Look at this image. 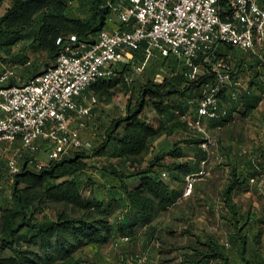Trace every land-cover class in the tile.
<instances>
[{
	"label": "trees",
	"instance_id": "trees-1",
	"mask_svg": "<svg viewBox=\"0 0 264 264\" xmlns=\"http://www.w3.org/2000/svg\"><path fill=\"white\" fill-rule=\"evenodd\" d=\"M106 1L9 0L10 4L0 16V48L7 50L25 38H31L35 49L48 51L51 62L47 67L57 59L71 35L93 42L99 32L107 28L112 10L106 5ZM144 47L145 44L134 51L135 63L145 61ZM7 52L10 53L9 50ZM221 54L225 57L230 55L235 62L236 74L248 76L249 81L238 101H232L228 93L223 94L222 100L227 113L220 118H208L207 129L231 123L236 113L251 114L264 99V71L259 61L232 45L224 46ZM26 58L24 53L14 56L11 64L25 67L18 68L20 79L12 78L9 84L26 81L44 70ZM157 59L162 62V72L169 65L174 71L176 66L179 69L174 57ZM115 70L116 76L90 85L84 93L99 96L104 89L117 85L120 81L131 84L134 80L127 79L133 74L132 61H120ZM175 72L170 76L164 75L163 81L148 78L142 82L135 106L131 108L129 105L127 116L116 119L108 130L104 143L92 149L95 154L105 155L110 147L114 156L125 161L141 156L151 140L164 133L171 134L175 128H167L169 123H174L177 128L183 125L195 131L175 141L167 152L155 155L146 168L126 172L111 166L110 173L120 181L123 192L121 202L131 209L129 214L132 215L127 214V222H121L119 216L116 219L118 228L113 227L109 216L113 198L91 200L84 194L85 186L91 184L86 177L89 165L85 161L89 150L75 151L61 160H51L39 171L37 159L26 152L21 171L12 176V187L0 202V264L28 261L31 253L35 252L39 264H82L81 257L74 255L85 246L106 243L120 232L122 236L129 238L132 234L129 228L134 224L131 216H136V220H141L148 226L150 239L157 235L158 229L153 224L154 221L162 211L172 207L182 194L176 187V182L187 174L199 172L203 161L209 157V150L203 146L206 142L203 132L188 123V118L197 117L196 105L202 95L201 85L209 75L188 83L179 70ZM147 102L160 115L157 126L150 122L145 113ZM168 156L171 160L167 159ZM260 158L261 160L251 153L235 156L230 163L231 180L222 191V208L226 209V213L221 216L233 226L229 240L236 248L242 264H264L263 253L258 245L262 229L252 233L253 226H248L249 214L241 212L235 198L238 186L249 185L252 179H259L264 172V150ZM164 171L168 172L169 180L161 176ZM127 178L139 180V185L130 187ZM22 182L28 183V186L21 187ZM49 202L59 204L56 214L40 216ZM68 205H76L83 212L70 213L66 209ZM100 226L103 228L100 229ZM194 237V242L189 246L192 249L191 257L182 260L181 264H211L213 261L216 264H233L228 251L216 236L206 235L203 238L194 233ZM36 246L38 249L34 251L32 248ZM5 250L12 255L5 256ZM148 250L146 248L141 256ZM141 256H136V264H140ZM123 264L127 262L124 261Z\"/></svg>",
	"mask_w": 264,
	"mask_h": 264
},
{
	"label": "built area",
	"instance_id": "built-area-1",
	"mask_svg": "<svg viewBox=\"0 0 264 264\" xmlns=\"http://www.w3.org/2000/svg\"><path fill=\"white\" fill-rule=\"evenodd\" d=\"M106 5L118 16L113 28L102 29L93 42L71 35L57 59L28 80L9 84L20 79L21 65L0 60V146L19 143L8 160L12 176L21 171L24 154L37 152L42 144L49 143L50 160L94 148L72 123L81 118L85 126L91 119L97 96L84 91L116 76L120 61H132L133 74L139 76L146 61L171 56L188 83L209 75L201 85L197 117L188 118L191 127L203 132L207 149L213 138L206 120L227 113L223 94L238 101L247 88L231 56L221 54L223 47L242 49L264 71V0H107ZM144 44L145 61L135 63L134 51ZM159 76L155 79L163 81L164 75ZM207 160L199 172L188 175L189 191L193 176L205 173ZM148 254L140 257V264Z\"/></svg>",
	"mask_w": 264,
	"mask_h": 264
},
{
	"label": "rangeland",
	"instance_id": "rangeland-1",
	"mask_svg": "<svg viewBox=\"0 0 264 264\" xmlns=\"http://www.w3.org/2000/svg\"><path fill=\"white\" fill-rule=\"evenodd\" d=\"M9 4V0L0 2V16ZM117 21V14L112 13L108 18L107 28H113ZM7 50L0 48V60L5 63H13L14 56L20 53L26 54V59H29L33 64L36 63L37 67L42 70L51 62L48 51L35 49L31 38H25ZM161 64V60L157 58L148 60L145 62L144 72L141 73V76L132 74L134 80L131 84L120 81L117 85L104 89L99 96L96 95L97 103L93 107L91 119L87 120L85 126H82L80 125L82 119L76 118L72 127L78 130L83 139L92 141L95 148L99 147L106 140L107 132L113 126L114 121L127 116L130 106L131 108L135 106L142 82L148 78L155 79L158 74H160L159 78L162 74L170 76L171 73H176L175 71L178 70L177 66L174 71L173 67L169 65L162 72L160 71ZM142 76H144L143 79ZM243 81L248 83L249 77L245 76ZM129 102L130 104H128ZM145 110L150 122L157 126L160 115L155 108H151L150 102H147ZM173 124L169 123L167 126L169 129L175 128L171 134L164 133L151 140L148 148L141 156L131 157L129 160L123 161L114 156L110 147L105 155L95 154V150L92 149L86 152L89 155L85 158L89 165L86 177L91 184L85 186L84 194L91 200L113 198L109 216L115 229L119 226L116 219L120 216L121 220H119L126 223L127 214L131 213V209L121 202L123 192L120 181L113 177L109 171L110 168H121L126 172H132L137 168H146L155 155L167 152L175 141L195 132L183 125L177 128ZM207 130L212 136L213 142L208 144L209 157L205 163V173L193 176L191 191L188 188V175L190 174L176 182V187L181 190L182 194L172 207L162 211L161 215L154 221L153 224L158 229L157 235L150 239L147 231L148 226L141 220H136V216H131L134 219V224L129 228L132 234L128 239L122 236L120 232L106 243L96 244L97 246L95 244L85 246L74 255L81 257L82 264H123L124 261L127 264H136L138 260L136 256H141L146 248L149 249V254L144 264H181L182 260L191 257L192 249L189 246L195 240L194 233L203 238L206 235L216 236L225 250L228 251L232 263L242 264L236 248L229 240L233 226L221 216V214L226 213V209L222 208V191L231 180L230 163L235 156L251 153L261 160L260 155L264 150V100L251 114L236 113L231 123ZM18 145L19 143L15 142L12 144L4 143L0 146V188H2L0 189V202H2L3 196L8 195L12 187V174L9 170L8 160ZM48 148L49 143H45L37 152H27L28 155H33L37 159L38 171L51 161ZM167 159L171 160V157L168 156ZM161 176L169 180L168 172L164 171ZM127 182L130 187L139 185L137 179L127 178ZM20 186H28V183L22 182ZM235 198L241 212L249 214V219L251 214L256 219L260 216L261 222L256 221V225L259 223L258 225L264 233V172L259 179L251 180L249 185L238 186L235 191ZM58 206L59 204L52 202L47 203L40 216L45 214L54 216ZM66 209L70 213L80 214L83 212L76 205H68ZM102 228L100 226V229ZM102 231L106 234L105 230ZM259 239L258 245L264 257V236L259 237ZM32 249L36 251L38 246ZM4 255L11 256L12 253L5 250ZM216 263L213 261L211 264ZM19 264H39L37 253H31L28 261Z\"/></svg>",
	"mask_w": 264,
	"mask_h": 264
},
{
	"label": "crops",
	"instance_id": "crops-1",
	"mask_svg": "<svg viewBox=\"0 0 264 264\" xmlns=\"http://www.w3.org/2000/svg\"><path fill=\"white\" fill-rule=\"evenodd\" d=\"M244 155L245 154H243L242 156H244ZM189 157H191V156H189ZM254 215L256 216V214H254ZM252 216L253 215L251 214V218L249 219L248 226H250V227L253 226L252 233L253 232H255V233L260 232L261 227L258 225L259 223H257V225H256V221L261 222V220L259 219L260 216L257 219L255 217H252ZM262 236H264L263 230H262V234L260 235V237L262 238Z\"/></svg>",
	"mask_w": 264,
	"mask_h": 264
}]
</instances>
